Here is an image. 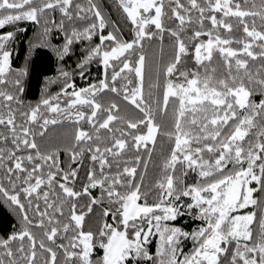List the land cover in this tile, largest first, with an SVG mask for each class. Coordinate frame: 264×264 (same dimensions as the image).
Returning <instances> with one entry per match:
<instances>
[{
  "label": "snow or ice",
  "instance_id": "snow-or-ice-1",
  "mask_svg": "<svg viewBox=\"0 0 264 264\" xmlns=\"http://www.w3.org/2000/svg\"><path fill=\"white\" fill-rule=\"evenodd\" d=\"M0 206V264H264V0H0Z\"/></svg>",
  "mask_w": 264,
  "mask_h": 264
},
{
  "label": "trees",
  "instance_id": "trees-1",
  "mask_svg": "<svg viewBox=\"0 0 264 264\" xmlns=\"http://www.w3.org/2000/svg\"><path fill=\"white\" fill-rule=\"evenodd\" d=\"M107 5H110L111 0H102ZM23 27L27 28L28 31L18 33V41L16 46V53L14 57V65L23 66L25 62V58L28 55V42L34 40L37 36V27L28 23H24ZM5 29L3 31H6ZM78 50L76 55L68 58L64 63L65 67L68 70H71L75 67L76 60L80 55L79 46H77ZM58 62L55 56L50 49L40 48L36 49L32 54V63L30 65V81L29 88L26 92V97L29 101L35 103L43 92L45 81L49 77H53L57 75ZM98 69L94 65L92 66V75L89 77L90 79H95L98 75ZM78 84H84L85 82L80 80L77 77ZM58 86L53 85L51 91L55 92ZM185 227L191 226L195 227V224L190 221L189 218H184L181 222ZM16 224V218L11 215L10 211L6 206H0V235H4L5 233H10ZM190 246V243L189 245ZM187 248V247H186ZM187 250V249H185Z\"/></svg>",
  "mask_w": 264,
  "mask_h": 264
},
{
  "label": "rangeland",
  "instance_id": "rangeland-1",
  "mask_svg": "<svg viewBox=\"0 0 264 264\" xmlns=\"http://www.w3.org/2000/svg\"><path fill=\"white\" fill-rule=\"evenodd\" d=\"M188 245H189V243L187 244V246H186V247H189ZM186 249H187V248H186Z\"/></svg>",
  "mask_w": 264,
  "mask_h": 264
}]
</instances>
